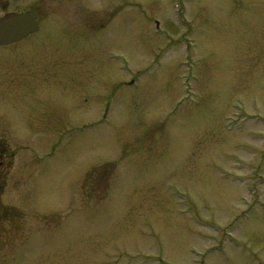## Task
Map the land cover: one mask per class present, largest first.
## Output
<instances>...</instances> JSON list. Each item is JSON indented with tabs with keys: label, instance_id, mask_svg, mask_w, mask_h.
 <instances>
[{
	"label": "rangeland",
	"instance_id": "rangeland-1",
	"mask_svg": "<svg viewBox=\"0 0 264 264\" xmlns=\"http://www.w3.org/2000/svg\"><path fill=\"white\" fill-rule=\"evenodd\" d=\"M7 3L0 264H264V0Z\"/></svg>",
	"mask_w": 264,
	"mask_h": 264
},
{
	"label": "flooded vegetation",
	"instance_id": "flooded-vegetation-1",
	"mask_svg": "<svg viewBox=\"0 0 264 264\" xmlns=\"http://www.w3.org/2000/svg\"><path fill=\"white\" fill-rule=\"evenodd\" d=\"M7 1H9V0H0V9H1L0 18H3V17L8 16V15H12V14L26 12V11H34L36 13V16H37L39 29H38V31L29 34L28 36L22 38L21 40L14 41L12 43H0V51L9 50V53H5V54H1V52H0V88L5 87V86L11 87V85H13L14 83H17V80L14 78L15 75L13 73V71H14L13 65H15V63H17V61L22 58L18 54H20L22 56L24 55L23 59L20 61V64L22 66H23V64H25L26 67L28 66V68L26 70H22V76L27 77L28 74H30V68H29L30 64L26 65V61H28V60L27 59L24 60V59H25V54H26L27 50L31 51V48H19L16 46L18 44L24 43L27 40L32 39V37L34 35L40 34V30L42 28V21H41L40 16L38 14V11L36 9L30 8V9H26L23 11L10 10ZM63 37H68V36L65 35V33H64ZM10 51H11V53H10ZM51 68H52L51 66L47 65V67L44 68L45 74L49 73L51 75ZM63 74H64L63 70H58L57 75H53V76L51 75V76L54 78H56V77L61 78V75H63ZM43 105H44L43 103L40 104L41 110L47 111L46 110L47 106L44 107ZM40 108H39V110H40ZM32 121H33V119H32ZM3 123H4L3 119L0 117V131L3 130V128H2ZM27 130H28V132H31L28 127H27ZM0 142H2V139H0ZM52 150L55 151L56 148L53 147ZM15 157H16V153L10 152V150L7 148V145L0 143V190L1 191H3V189L5 188V184H6V179H7L6 175L8 173V171H6V170L10 169L11 167L17 169V167L15 166Z\"/></svg>",
	"mask_w": 264,
	"mask_h": 264
},
{
	"label": "water",
	"instance_id": "water-1",
	"mask_svg": "<svg viewBox=\"0 0 264 264\" xmlns=\"http://www.w3.org/2000/svg\"><path fill=\"white\" fill-rule=\"evenodd\" d=\"M39 25L34 11L12 14L0 18V43H12L38 31Z\"/></svg>",
	"mask_w": 264,
	"mask_h": 264
}]
</instances>
